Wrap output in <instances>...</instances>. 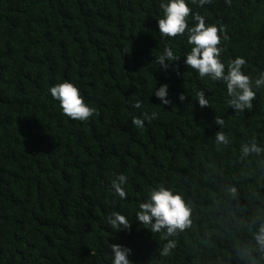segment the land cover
<instances>
[{"label":"trees","instance_id":"1","mask_svg":"<svg viewBox=\"0 0 264 264\" xmlns=\"http://www.w3.org/2000/svg\"><path fill=\"white\" fill-rule=\"evenodd\" d=\"M159 2L0 0V264H111L112 245L132 250L130 264H264L254 239L264 225V88L250 109L230 108L222 82L185 65L186 37L160 36ZM188 2L223 28L222 62L242 57L256 78L264 0ZM165 46L179 57L167 71L155 61ZM65 81L95 109L88 120L65 116L51 97ZM163 84L169 105L153 95ZM253 142L262 151L244 155ZM120 174L122 200L111 190ZM161 184L192 209L191 224L167 238L136 218ZM112 212L130 229L113 230Z\"/></svg>","mask_w":264,"mask_h":264},{"label":"clouds","instance_id":"2","mask_svg":"<svg viewBox=\"0 0 264 264\" xmlns=\"http://www.w3.org/2000/svg\"><path fill=\"white\" fill-rule=\"evenodd\" d=\"M192 4L203 7L210 3V0H191ZM159 8L162 10V18L158 19L157 27L161 37L182 36L186 37V43L189 46L184 54V63L188 68L196 71L198 76L203 79L207 77L214 82H222L226 86L228 105L236 111H243L252 107V101L256 98L255 89L264 88V70H261L256 78L246 75L242 69L246 60L237 57L231 60L227 66L221 60L223 48L221 37L227 39L223 28H217L214 24H207L205 18L199 14L193 13L189 7L188 0H160ZM192 15V25L189 26L188 18ZM219 33V34H218ZM179 57L174 53L171 47L165 46L161 54L156 57V63L167 71L172 62ZM169 85L163 84L156 88L153 95L162 105L172 103L167 99ZM51 97L59 102L62 113L72 120L86 121L95 114V109L84 102L77 86L65 81L52 86L49 89ZM179 100L183 102L186 97L179 95ZM195 100L200 107H206L209 104L205 98L203 90L196 91ZM141 107V102L137 101L134 105ZM216 123L223 125L224 121L217 118ZM132 124L136 128H143L144 121L134 117ZM217 143H228V138L222 133L216 135ZM244 155L253 153L259 154L262 149L254 142L242 146ZM127 177L124 174L116 176L111 183V190L121 200L125 198L126 191L124 185ZM192 209L186 203L184 198L177 192L161 184L151 188L145 202L139 204V210L136 212L137 220L145 227H150L152 232L165 233V238L177 235L191 224ZM107 224L116 231L130 229L128 220L119 212H112L107 217ZM255 242L261 251H264V225H261L254 236ZM175 247L174 241H169L164 249V255H167ZM131 249L122 245L111 246V264H130L128 256Z\"/></svg>","mask_w":264,"mask_h":264}]
</instances>
